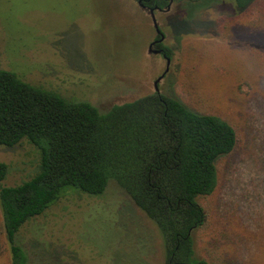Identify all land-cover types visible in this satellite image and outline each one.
Masks as SVG:
<instances>
[{
	"label": "rangeland",
	"instance_id": "rangeland-1",
	"mask_svg": "<svg viewBox=\"0 0 264 264\" xmlns=\"http://www.w3.org/2000/svg\"><path fill=\"white\" fill-rule=\"evenodd\" d=\"M156 15L172 57L161 93L228 119L240 138L201 200L209 223L196 250L216 264H264V0L251 11L235 0L180 2ZM156 36L133 0H0V69L101 110L155 92L166 69L149 54ZM192 43L201 54L186 53ZM27 143L0 148L5 186L36 174L39 150ZM73 191L22 228L31 264H167L157 228L115 181L100 197Z\"/></svg>",
	"mask_w": 264,
	"mask_h": 264
},
{
	"label": "trees",
	"instance_id": "trees-1",
	"mask_svg": "<svg viewBox=\"0 0 264 264\" xmlns=\"http://www.w3.org/2000/svg\"><path fill=\"white\" fill-rule=\"evenodd\" d=\"M133 1L164 8L200 0ZM235 2L251 11L261 0ZM200 48L189 44L186 53ZM24 142L39 150L31 179L5 186L9 166L0 163V254L10 264H31L19 240L28 222L73 190L100 197L112 180L157 228L167 264H216L198 254L196 233L209 223L201 200L217 190L218 162L240 142L228 119L157 92L101 110L0 69V148Z\"/></svg>",
	"mask_w": 264,
	"mask_h": 264
},
{
	"label": "flooded vegetation",
	"instance_id": "flooded-vegetation-1",
	"mask_svg": "<svg viewBox=\"0 0 264 264\" xmlns=\"http://www.w3.org/2000/svg\"><path fill=\"white\" fill-rule=\"evenodd\" d=\"M138 5H139V3H138ZM174 4H170L169 6H167V7H164V8H159V7H157V6H154V7H149V6H146L145 4H144V6L146 7V9L145 10H143L142 9V7H141V9L143 10V11H145V12H147L149 15H150V17H151V14H150V10L151 9H155V15L158 13V12H169V11H171V8H172V6H173ZM157 16V15H156ZM151 19H152V17H151ZM156 19H157V17H156ZM153 21V20H152ZM157 22H158V20H157ZM158 24H159V22H158ZM153 26H154V23H153ZM160 26V25H159ZM160 29H161V27H160ZM162 31V30H161ZM163 33V32H162ZM156 34H157V36H156V38L150 43V45H149V54H154V55H159L160 57H162V58H164L165 60H166V68H167V64H168V58H171V64H172V57H170V56H168L167 55V51H166V49L164 48V44H165V41H166V39L164 40V42H161V36L157 33V31H156ZM164 34V33H163ZM155 51H161V53H159V54H155L154 52ZM166 55V56H165ZM171 66V65H170ZM166 70V69H165ZM165 72V71H164ZM164 72H163V74H164ZM170 72V71H169ZM162 74V75H163ZM161 75V76H162ZM168 75H169V73L168 74H166V76L160 81V83L161 82H163L167 77H168ZM160 76V77H161ZM159 77V78H160ZM156 82V81H155ZM155 82H154V89H155V92H157L156 91V86H155ZM160 83L158 84V87H159V91H160V93H161V90H160Z\"/></svg>",
	"mask_w": 264,
	"mask_h": 264
},
{
	"label": "water",
	"instance_id": "water-1",
	"mask_svg": "<svg viewBox=\"0 0 264 264\" xmlns=\"http://www.w3.org/2000/svg\"><path fill=\"white\" fill-rule=\"evenodd\" d=\"M171 4H172V3H171ZM139 5L142 7L143 10L146 9V7L144 6V4H143L141 1L139 2ZM150 14H151V17H152V20H153V23H154V28H155V30L157 31V33L162 37V38H161V42H163V41L165 40V35L162 33V31H161V29H160V26H159V24H158V22H157L156 15H155V9H151V10H150ZM154 53H155V54H159V53H161V51H155ZM165 56H166V55H165ZM167 61H168V64H167V68H166L164 74H163L160 78H158V79L156 80V82H155V86H156V91H157V93H160V91H159V87H158V84H159L160 81L166 76V74H168L169 71H170L171 58H168Z\"/></svg>",
	"mask_w": 264,
	"mask_h": 264
}]
</instances>
